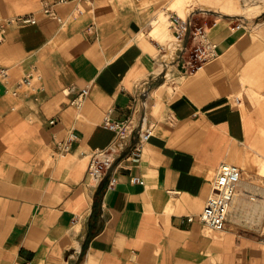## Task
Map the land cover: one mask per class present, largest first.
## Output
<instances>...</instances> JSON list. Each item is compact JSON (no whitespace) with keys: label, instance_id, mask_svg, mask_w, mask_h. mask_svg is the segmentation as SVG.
I'll list each match as a JSON object with an SVG mask.
<instances>
[{"label":"crops","instance_id":"0c3cea01","mask_svg":"<svg viewBox=\"0 0 264 264\" xmlns=\"http://www.w3.org/2000/svg\"><path fill=\"white\" fill-rule=\"evenodd\" d=\"M47 1L0 0V21L38 18L0 45V264H264L262 234L241 228L264 221V0H68L63 21ZM174 12L218 44L196 72L177 61ZM32 69L42 79L14 93ZM140 126L153 133L135 160ZM110 145L117 164L93 178L89 153ZM226 161L243 179L216 230L200 214Z\"/></svg>","mask_w":264,"mask_h":264},{"label":"built area","instance_id":"2783aa9c","mask_svg":"<svg viewBox=\"0 0 264 264\" xmlns=\"http://www.w3.org/2000/svg\"><path fill=\"white\" fill-rule=\"evenodd\" d=\"M68 0L47 1L44 11L63 21V18L57 13L55 5L57 3L67 2ZM82 12V10L80 9ZM170 27L173 29L176 39L180 42V50L182 54H177V61L186 72H196L205 67V65L219 56L218 44L209 36V29L203 23H195L192 18L184 17L179 13L169 14ZM38 22V18L34 14H22L15 17L0 21V45L6 40V33L11 24L25 25ZM190 29V39L186 47L183 41ZM10 76V68L0 64V81ZM42 79V74L36 69H32L19 82L14 93H19L21 88H31L35 86L38 80ZM72 89V88H71ZM8 90L0 82V91ZM88 88H83L79 95L75 98L78 106H82L87 94ZM56 120H52L55 122ZM105 124L116 131L118 137H124L134 131L132 119L124 120L106 119ZM139 136L135 145L130 149L135 160H140L144 147L148 138L153 133L151 128L144 129L140 126L138 129ZM74 131L70 132L69 138L61 143L63 151L70 149L71 142L77 139ZM89 172L93 178L106 176L111 167L117 164L119 156L115 154L113 145L106 148H95L90 153ZM243 179V170L239 164L232 162H223L212 179V192L207 199L204 210L200 214L201 221L207 226L216 230H225L230 218V212L234 205L235 198L238 195L239 185ZM118 177L112 173L110 185L116 183ZM259 196V195H258ZM260 197V196H259ZM255 199L254 196H252ZM264 218V210H263ZM193 216H189V220H193Z\"/></svg>","mask_w":264,"mask_h":264},{"label":"rangeland","instance_id":"374dc122","mask_svg":"<svg viewBox=\"0 0 264 264\" xmlns=\"http://www.w3.org/2000/svg\"><path fill=\"white\" fill-rule=\"evenodd\" d=\"M178 9H180V8H178ZM181 12H182V14H185V12H183L182 10H181ZM162 20H163L164 25H166L167 24V19L162 17ZM261 183H262L261 185L264 186V180H262ZM241 228L244 229V230L253 231V232L257 233L259 236H261L260 234H262L261 237L264 239V221L263 220L257 226L256 225H252L250 222L245 220V221H243L241 223Z\"/></svg>","mask_w":264,"mask_h":264},{"label":"water","instance_id":"95a60500","mask_svg":"<svg viewBox=\"0 0 264 264\" xmlns=\"http://www.w3.org/2000/svg\"><path fill=\"white\" fill-rule=\"evenodd\" d=\"M189 39H190V29L188 30L187 35H186V37H185V39H184V41H183V46H184V47L187 46V44H188V42H189ZM179 54H182V51H181V50L179 51ZM112 170H113V167L110 168V170H109L108 173H111Z\"/></svg>","mask_w":264,"mask_h":264},{"label":"bare ground","instance_id":"6f19581e","mask_svg":"<svg viewBox=\"0 0 264 264\" xmlns=\"http://www.w3.org/2000/svg\"><path fill=\"white\" fill-rule=\"evenodd\" d=\"M264 193V192H263Z\"/></svg>","mask_w":264,"mask_h":264}]
</instances>
